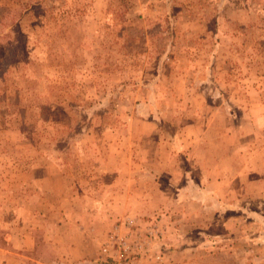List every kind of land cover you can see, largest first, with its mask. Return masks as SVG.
<instances>
[{"label": "rangeland", "instance_id": "374dc122", "mask_svg": "<svg viewBox=\"0 0 264 264\" xmlns=\"http://www.w3.org/2000/svg\"><path fill=\"white\" fill-rule=\"evenodd\" d=\"M10 261L264 264V0H0Z\"/></svg>", "mask_w": 264, "mask_h": 264}, {"label": "crops", "instance_id": "0c3cea01", "mask_svg": "<svg viewBox=\"0 0 264 264\" xmlns=\"http://www.w3.org/2000/svg\"><path fill=\"white\" fill-rule=\"evenodd\" d=\"M19 242H21V245L20 247H17V248H21L22 250H24L25 246H27L28 248L30 247V243L29 241H26V240H20ZM23 243V244H22ZM13 260V259H12ZM9 264H13V261H10ZM18 264V263H17Z\"/></svg>", "mask_w": 264, "mask_h": 264}, {"label": "built area", "instance_id": "2783aa9c", "mask_svg": "<svg viewBox=\"0 0 264 264\" xmlns=\"http://www.w3.org/2000/svg\"><path fill=\"white\" fill-rule=\"evenodd\" d=\"M117 264H135V263L133 261H123V262H119Z\"/></svg>", "mask_w": 264, "mask_h": 264}]
</instances>
